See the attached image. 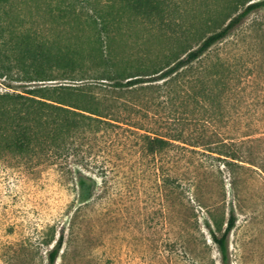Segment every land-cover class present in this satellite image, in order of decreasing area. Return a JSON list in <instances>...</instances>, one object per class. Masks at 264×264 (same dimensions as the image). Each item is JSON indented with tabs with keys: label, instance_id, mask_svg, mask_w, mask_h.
I'll return each instance as SVG.
<instances>
[{
	"label": "trees",
	"instance_id": "1",
	"mask_svg": "<svg viewBox=\"0 0 264 264\" xmlns=\"http://www.w3.org/2000/svg\"><path fill=\"white\" fill-rule=\"evenodd\" d=\"M181 1L0 0V157L54 166L84 195L96 180L83 170L103 168L98 157L106 150L124 151L114 137L141 143L155 156L186 149L182 144L190 139L177 125L200 121L201 112L209 123L230 90L227 75L237 72L224 58L201 72L195 64L264 8V0H228L227 11L207 9L194 23L184 20ZM139 28H145L143 36L135 32ZM163 31L169 41L164 49L144 48ZM195 39L196 49L189 47ZM134 49L138 56H131ZM168 123L172 127L164 130ZM204 138L189 145H205L210 157L228 166L240 160L235 139ZM208 213L221 263L230 264L228 238L237 216L231 212L224 228L223 217ZM63 244L64 233L48 264H56Z\"/></svg>",
	"mask_w": 264,
	"mask_h": 264
},
{
	"label": "rangeland",
	"instance_id": "2",
	"mask_svg": "<svg viewBox=\"0 0 264 264\" xmlns=\"http://www.w3.org/2000/svg\"><path fill=\"white\" fill-rule=\"evenodd\" d=\"M181 2L184 20L194 23V16L223 10L228 0ZM144 29L134 30L143 36ZM161 33L144 48L164 49L168 31ZM189 45L198 48V39ZM205 56L196 71L218 58L237 71L227 75L230 90L209 123L201 112L200 121L177 126L191 145L202 136L235 139L240 160L228 166L205 145L189 144L155 156L120 135L113 140L123 152L106 150L98 157L103 168L83 170L96 184L89 181L82 195L54 166L0 157V264H48L62 233L56 264H222L207 229L209 211L224 218V228L231 212L237 216L228 238L230 264H264V8Z\"/></svg>",
	"mask_w": 264,
	"mask_h": 264
}]
</instances>
